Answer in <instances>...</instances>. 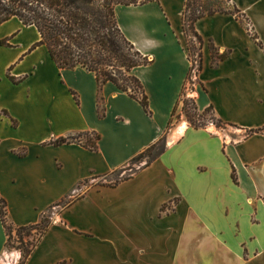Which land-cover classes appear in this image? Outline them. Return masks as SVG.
<instances>
[{
	"label": "crops",
	"instance_id": "obj_1",
	"mask_svg": "<svg viewBox=\"0 0 264 264\" xmlns=\"http://www.w3.org/2000/svg\"><path fill=\"white\" fill-rule=\"evenodd\" d=\"M140 1L115 13L125 37L152 60L133 71L152 115L116 85L100 88L94 73L60 69L35 26L16 18L0 26V196L16 226L58 208L27 264H264V0H231L248 23L215 14L195 24L204 61L187 97L232 125L221 130L193 128L184 117L168 130L192 67L187 0ZM209 41L228 59L214 65ZM84 133L101 136L98 151L48 145ZM166 133L165 152L150 165L59 206L83 182L133 164ZM21 258L7 248L0 219V264Z\"/></svg>",
	"mask_w": 264,
	"mask_h": 264
},
{
	"label": "trees",
	"instance_id": "obj_2",
	"mask_svg": "<svg viewBox=\"0 0 264 264\" xmlns=\"http://www.w3.org/2000/svg\"><path fill=\"white\" fill-rule=\"evenodd\" d=\"M227 1L231 5L229 11L218 9L216 5H198L187 0L183 28L186 50L192 67L180 100L183 103L182 112H178V105L173 112L168 130L183 118V112L189 114L187 110L190 107L198 118L196 121L195 117L186 115L187 121L193 128L205 129L214 125L221 130L232 126L218 119L213 107L200 112L196 99L187 97V89L193 84V76H199L203 70L205 40L195 29L196 22L215 14H231L238 20L248 23L241 11L232 6L231 0ZM143 3L144 1L140 0H0V26L15 18L25 26H35L41 35L39 44L48 48L53 61L60 69H86L96 75L100 88L107 83L116 85L120 91L139 102L148 115H152L145 88L140 79L133 74L134 69L148 66L152 60L140 53L125 37L118 25L115 13L117 5L132 6ZM190 12L191 16H189ZM253 38L258 41L256 35ZM191 43H194L193 46ZM208 45L213 54L214 65L230 56L229 52L221 54L212 41H209ZM10 78L15 83L19 82L14 77L10 76ZM207 116L211 117V122L203 120ZM16 124L17 122L14 121V125ZM262 131L252 130L251 133ZM166 136L167 133L158 143L136 157L133 164L145 158H148L147 165L154 162L165 152ZM84 138L86 143L83 141ZM100 140L101 136L96 133H84L52 140L48 145L62 146L78 143L96 152ZM20 155L23 156V154ZM129 178L130 176L123 180ZM121 181L110 184V186H116ZM68 204L65 206L59 204V206L66 208ZM0 219L7 235V248L9 250L15 248L14 240H18L20 246L17 249L22 251L19 264H27L43 237L50 230L52 217L46 213L38 224L16 226L10 220L7 201L0 196Z\"/></svg>",
	"mask_w": 264,
	"mask_h": 264
},
{
	"label": "rangeland",
	"instance_id": "obj_3",
	"mask_svg": "<svg viewBox=\"0 0 264 264\" xmlns=\"http://www.w3.org/2000/svg\"><path fill=\"white\" fill-rule=\"evenodd\" d=\"M191 2L192 3H197L198 5H209V4H212V5H216V8H218V9H223V10H226V11L231 10V5L228 3L227 0H191ZM189 16H191V12L189 13ZM191 44L193 46L194 43H191ZM188 88H190V87H188ZM187 111H188L189 114L183 112V117L185 118V120H187V118H186L187 116L186 115H188L190 117H195L194 120L198 121V118L195 116V112L193 111L192 107H190ZM179 112H182V111L180 110ZM182 119H181V121H182ZM203 120L208 121V122H211V117L210 116H207V118H204ZM203 120H202V122L204 123ZM231 130L232 129L228 128V129H226L223 132L229 133V131H231ZM83 141H84V143H86V139L85 138H84ZM24 152H25L24 149L20 150V153L23 154ZM147 161H148V158H145V160H143L142 162H139L137 164H131L128 167H126V168H124L122 170H118V171L114 172L113 174H110L107 177H104V178L103 177H101V178L95 177V178L89 179L88 181L83 182L82 184L79 185V190L77 192L76 197L73 198V199H69V198L66 199V200L64 199L60 203V205L65 206L66 204L70 203L72 200H75L77 197L82 196L84 193H86V191L91 186H97V185H101V184L110 185V184H114V183H116L118 181H121V180L129 177L142 164L147 163ZM57 209L58 208L52 209L50 212H48V215L51 216V217H53V215L57 211ZM34 236H35V234H34ZM17 241L18 240H16V239L14 240V243L13 244H14V247L15 248H13L11 250V252H21V254H22V251L20 249H17L20 246V243L17 242ZM19 263H20V261H19Z\"/></svg>",
	"mask_w": 264,
	"mask_h": 264
}]
</instances>
